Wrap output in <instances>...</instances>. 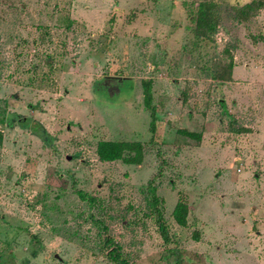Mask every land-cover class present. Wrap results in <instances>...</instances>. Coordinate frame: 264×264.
Wrapping results in <instances>:
<instances>
[{"label": "rangeland", "instance_id": "374dc122", "mask_svg": "<svg viewBox=\"0 0 264 264\" xmlns=\"http://www.w3.org/2000/svg\"><path fill=\"white\" fill-rule=\"evenodd\" d=\"M197 1L0 0V264H122L115 245L125 264H264V10L235 24L227 5L249 0H215L196 47ZM234 36L218 83L206 70ZM100 141L139 142L143 161L101 162Z\"/></svg>", "mask_w": 264, "mask_h": 264}, {"label": "trees", "instance_id": "16d2710c", "mask_svg": "<svg viewBox=\"0 0 264 264\" xmlns=\"http://www.w3.org/2000/svg\"><path fill=\"white\" fill-rule=\"evenodd\" d=\"M225 2V1H224ZM224 5H227L225 3ZM223 10V4L221 2L215 0H198L196 4H194L188 10V21L189 26L187 27L188 32L191 33L192 44L196 47L206 45L208 46L210 43H213L214 36L217 33L221 12ZM264 10V0H249L243 4H228L227 5V17L235 24L240 25H248L251 24L253 19L258 15V13ZM234 42H229L223 52V58L218 59L213 62L210 67L206 70L205 67L202 70H206V73L212 80L218 83H225L231 81L232 69H233V58L232 51L236 48V40L237 37H233ZM142 85L144 86L145 96L148 97V102L152 100L151 93V85L152 81L145 80L142 81ZM16 114H11L5 120V124L7 126H11L13 121L16 119ZM150 131L153 133L157 128L158 122L154 117V113L150 116ZM0 123H4V121L0 120ZM22 127L27 125L25 121L24 124H20ZM36 133L39 131V137L45 141L44 135L41 133V129H35ZM242 131V130H241ZM247 131V130H246ZM185 135L189 137H198L200 140V136L193 133L182 131ZM197 140V141H198ZM96 154L98 159L101 162H116L121 161L127 165H140L144 158V148L143 145L139 142H128V141H100L96 147ZM159 175V174H158ZM157 175V176H158ZM156 176H153L148 182L149 194L151 195V206L154 209L153 213L156 215V224L158 225V230L160 236L165 240V242L169 241L167 225L163 219V215L161 210L158 207V200L154 194L153 184ZM81 199H84V195L81 192L77 194ZM189 208L187 204L179 199L172 211V217L175 223L180 227H185L187 225V216L189 214ZM105 244L110 246L112 244L114 246L113 241L106 239ZM116 250H111L108 254L116 259L117 262H121L122 264L125 262L119 259V247L115 245Z\"/></svg>", "mask_w": 264, "mask_h": 264}, {"label": "flooded vegetation", "instance_id": "af4514ba", "mask_svg": "<svg viewBox=\"0 0 264 264\" xmlns=\"http://www.w3.org/2000/svg\"><path fill=\"white\" fill-rule=\"evenodd\" d=\"M115 81H118L116 78H110V80L108 81V82H106L105 84H104V87L107 89V91L108 90H110V88L111 89H113V90H115V84H114V82ZM109 92V91H108Z\"/></svg>", "mask_w": 264, "mask_h": 264}]
</instances>
